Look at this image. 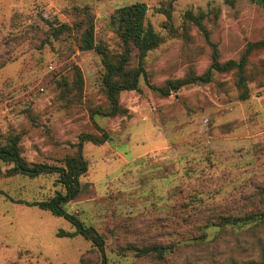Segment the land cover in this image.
<instances>
[{
	"label": "rangeland",
	"instance_id": "obj_1",
	"mask_svg": "<svg viewBox=\"0 0 264 264\" xmlns=\"http://www.w3.org/2000/svg\"><path fill=\"white\" fill-rule=\"evenodd\" d=\"M161 1L0 0V143L17 135L28 162L60 166L74 153L80 134L106 135L102 145H83L88 170L79 195L65 209L104 235L111 264H160L132 251L124 254V241L174 245L175 253L166 256L171 264L256 259L259 247L249 233L221 234L201 249L184 246L193 235L185 221L191 215L178 219L174 213L186 197H176L178 188L189 195L199 189L205 206L217 214L250 207L251 194L264 185V78L251 73L246 101L238 99L230 73H215L209 84L188 85L168 97L151 87L204 74L214 51L220 62L238 60L248 42L262 38L263 11L256 0H170L168 21L156 10ZM136 2L146 4L145 23L161 43L145 57L137 90L119 94L124 114L90 117L91 111L110 109L101 88L100 57L77 51L72 34L43 45L44 33L49 24L72 25L92 16L95 40L113 53L118 46L110 16ZM190 11L204 13L207 38L184 21ZM261 64L264 50L251 57V68ZM73 66L82 75L81 91L74 85ZM135 66L134 57L130 68ZM6 169L0 161V264H81L90 242L58 237V231H73L67 221L18 203L62 190L56 177H5ZM197 217L195 224L207 218ZM258 236L264 242V233ZM96 259L86 254V260Z\"/></svg>",
	"mask_w": 264,
	"mask_h": 264
},
{
	"label": "trees",
	"instance_id": "obj_2",
	"mask_svg": "<svg viewBox=\"0 0 264 264\" xmlns=\"http://www.w3.org/2000/svg\"><path fill=\"white\" fill-rule=\"evenodd\" d=\"M263 11L264 17V0H256ZM83 14H87V9H81ZM147 6L143 2L126 5L116 9L110 16L109 24L111 31L115 36L118 51L110 52L101 41L95 40L94 22L91 17L80 18L72 25L61 23L58 25H48V29L44 33L43 45L49 44L50 39H57L59 36L72 34L76 43V50L79 52H94L101 60L104 68L101 80V88L109 101L110 109L106 112L91 111L90 117L100 115L103 117H115L124 114V109L119 105V94L124 91L137 90L141 76H145L144 59L147 54L155 50L161 43V37L155 32L153 27L145 23ZM159 14H163L169 21L171 19L172 4L170 0H162L156 9ZM204 13L198 11L184 13L183 19L191 21L197 29L207 38V32L203 25ZM264 50V32L260 40L248 42L241 53L238 60H227L220 62L217 58L216 51L212 57L211 63L202 75H190L182 79L166 80L160 87H151L161 97H168L172 92L177 91L185 86L200 83L209 84L213 74H232L235 87L238 92V99L246 101L249 98V83L251 73L253 71L260 74L264 78V64L257 68H251V57L254 52ZM134 54V56H133ZM137 60V66L130 68L133 58ZM74 85L81 91L83 80L80 70L73 66ZM106 135L97 138L88 133H82L78 137L77 143L74 145L75 151L63 159L60 166L49 165L46 163L28 162L22 156V150L19 145V137L8 136L0 143V161L8 167L5 170V177H26L35 179L41 176H55L56 183L62 187V190H56L51 197L41 201H18L28 207H36L40 210L49 212L55 217L63 218L73 228V231H58V237H81L90 242L91 249L83 254L80 258L81 264H111L106 255V239L104 235L93 226L86 225L76 215L68 212L65 206L72 202L81 191L80 179L86 174L88 164L83 156V145L91 143L99 146L104 143ZM177 176V175H176ZM165 178V177H164ZM176 197L186 194L183 202L176 203V213L174 217L180 219L184 216L191 215L190 220L186 223L193 227V235L188 239L187 247L199 248L204 244L214 242L220 238L221 234H233L236 236L241 233H249L255 237V246L259 247V256L256 259L244 261H235L231 259L230 264H264V242L259 233H264V185L257 188L249 199L248 208L241 207L235 213H227L224 215L215 213L211 207H206L202 199V192L194 189L192 194H188V190L183 188L177 189ZM191 198L190 202L186 201ZM173 206L174 203H173ZM166 208L164 207L163 210ZM207 212V214L205 213ZM167 214V213H165ZM197 215L202 217L203 223L195 224L193 219H197ZM124 227V233L125 231ZM124 254L126 252H134L136 258L152 259L160 264H171L167 261L166 256L175 253L174 245L143 242L141 244L124 241ZM180 245L185 244L178 241ZM179 252L177 248L176 254ZM95 254L97 259L95 262L86 260V254ZM154 261V262H155ZM173 264H176L175 262Z\"/></svg>",
	"mask_w": 264,
	"mask_h": 264
},
{
	"label": "crops",
	"instance_id": "obj_3",
	"mask_svg": "<svg viewBox=\"0 0 264 264\" xmlns=\"http://www.w3.org/2000/svg\"><path fill=\"white\" fill-rule=\"evenodd\" d=\"M61 1V3H64L65 1H68V0H60Z\"/></svg>",
	"mask_w": 264,
	"mask_h": 264
}]
</instances>
